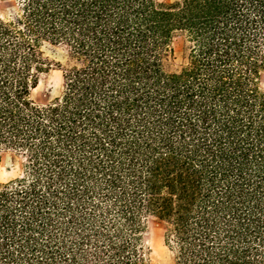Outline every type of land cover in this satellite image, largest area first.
Returning <instances> with one entry per match:
<instances>
[{
    "label": "trees",
    "instance_id": "obj_1",
    "mask_svg": "<svg viewBox=\"0 0 264 264\" xmlns=\"http://www.w3.org/2000/svg\"><path fill=\"white\" fill-rule=\"evenodd\" d=\"M54 65L61 93L37 103ZM7 151L0 264H152L150 218L173 264H264V0H16L0 12Z\"/></svg>",
    "mask_w": 264,
    "mask_h": 264
},
{
    "label": "rangeland",
    "instance_id": "obj_2",
    "mask_svg": "<svg viewBox=\"0 0 264 264\" xmlns=\"http://www.w3.org/2000/svg\"><path fill=\"white\" fill-rule=\"evenodd\" d=\"M15 4L16 0H0V12H7ZM173 47L175 52L174 64L178 65L182 51V40L180 37L175 38ZM46 53L54 63L57 62L61 66L72 63L66 55V48L63 46H57L53 51L46 50ZM61 90L62 72L57 68V65H54L47 73L40 75L36 87L31 91V97L37 103H46L57 97ZM19 173V158L11 151L2 153L0 158V180L10 179ZM163 231V225L153 218L148 219L143 228L142 237L150 249V261L152 264H173V254L164 244Z\"/></svg>",
    "mask_w": 264,
    "mask_h": 264
}]
</instances>
